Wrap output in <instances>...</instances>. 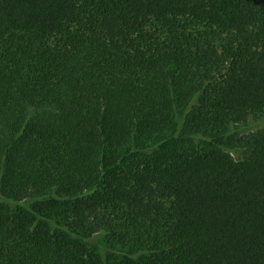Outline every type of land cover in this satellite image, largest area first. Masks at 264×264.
<instances>
[{
	"label": "trees",
	"instance_id": "trees-1",
	"mask_svg": "<svg viewBox=\"0 0 264 264\" xmlns=\"http://www.w3.org/2000/svg\"><path fill=\"white\" fill-rule=\"evenodd\" d=\"M263 118L264 0H0V264H264Z\"/></svg>",
	"mask_w": 264,
	"mask_h": 264
},
{
	"label": "rangeland",
	"instance_id": "rangeland-1",
	"mask_svg": "<svg viewBox=\"0 0 264 264\" xmlns=\"http://www.w3.org/2000/svg\"><path fill=\"white\" fill-rule=\"evenodd\" d=\"M264 127V118L258 121L251 120L247 124L242 125L236 130H234V133H237L236 139L239 142V151H233V154L237 157L241 156L243 153H245V139L246 137L253 131L258 130L260 128ZM0 201H5L4 198L0 195ZM12 206H15V202L11 203Z\"/></svg>",
	"mask_w": 264,
	"mask_h": 264
}]
</instances>
